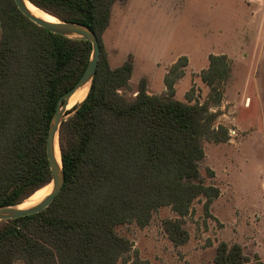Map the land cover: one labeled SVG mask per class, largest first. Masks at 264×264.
I'll return each instance as SVG.
<instances>
[{"label":"trees","instance_id":"trees-1","mask_svg":"<svg viewBox=\"0 0 264 264\" xmlns=\"http://www.w3.org/2000/svg\"><path fill=\"white\" fill-rule=\"evenodd\" d=\"M30 1L93 29L101 54L88 96L60 126L62 189L42 211L0 221V264L128 261L133 242L117 227L133 221L144 227L164 206L176 215L163 220L165 233L176 246L185 244L194 202L204 198L208 210L219 196L203 178L200 161L205 141L229 139L213 110L230 74L228 57L209 55L201 72L210 88L204 102L191 91L185 100L175 97L185 55L165 75L166 92L149 93L142 77L137 94L128 97L121 90L132 77L133 56L112 67L102 40L114 4L127 0ZM91 55L89 40L51 32L26 17L14 0H0V206L20 204L51 182L49 123L58 99L74 87ZM249 261L240 243L217 246L215 264ZM132 264L148 262L134 252Z\"/></svg>","mask_w":264,"mask_h":264},{"label":"rangeland","instance_id":"rangeland-1","mask_svg":"<svg viewBox=\"0 0 264 264\" xmlns=\"http://www.w3.org/2000/svg\"><path fill=\"white\" fill-rule=\"evenodd\" d=\"M250 18L251 39L239 45L234 38L247 31ZM102 40L112 67L129 54L137 56L131 82L121 90L128 97L137 94L142 77L148 89L145 73L153 76L154 85L165 83L160 77L164 67L168 73L178 55L188 54L175 82L176 97L185 100L191 91L204 102L210 92L201 79L209 65L206 54L222 52L230 62L222 101L213 107L219 111L216 123L229 129V139L205 141L200 161L203 178L219 189V196L208 210L204 198L194 202L186 217L190 238L179 246L162 226L176 216L169 206L155 211L144 227L134 221L119 225L118 232L133 248L131 259L117 264H132L134 252L148 264H215L221 241L240 243L250 259L245 264L264 263V0H129L122 13L115 4Z\"/></svg>","mask_w":264,"mask_h":264},{"label":"water","instance_id":"water-1","mask_svg":"<svg viewBox=\"0 0 264 264\" xmlns=\"http://www.w3.org/2000/svg\"><path fill=\"white\" fill-rule=\"evenodd\" d=\"M14 1L18 9L26 17H28L34 23L48 29L49 31L72 38H83L89 40L92 44V55L83 75L74 85V87L68 92L64 93L58 99L55 112L49 123L47 140H46V152L52 172V179L50 182V184H52V189L50 193L46 197H44L41 201L29 207L21 208L19 205L22 203L17 205L0 206V221L40 212L46 207H48L50 203L54 200L56 195L61 191L65 181V173L62 168L61 149L59 143L60 126L65 119H67L70 115L74 114V112L78 109V107L88 96L93 79L96 74L98 60L101 54V44L99 38L95 33V31L90 27L75 22L63 21L58 17L54 16L53 14L48 13L47 11L39 8L30 0H28L37 8L41 9L42 11L56 18V20L54 21H49L47 19L35 15L27 6L26 3L27 0H14ZM87 84L89 85V89L85 98L79 101L78 103H76L70 110H67V105L70 97L78 89H80L81 87ZM57 147L60 153V159L57 156V152H56Z\"/></svg>","mask_w":264,"mask_h":264},{"label":"bare ground","instance_id":"bare-ground-1","mask_svg":"<svg viewBox=\"0 0 264 264\" xmlns=\"http://www.w3.org/2000/svg\"><path fill=\"white\" fill-rule=\"evenodd\" d=\"M27 6L29 7V9L37 16L42 17L44 19H47L49 21H54L56 20L55 17H53L52 15L42 11L41 9L37 8L35 5H33L32 3H30L28 0L26 1ZM89 89V85H85L83 87H81L80 89H78L69 99L68 105H67V110H70L76 103H78L79 101L83 100L85 98V96L87 95ZM71 106V107H69ZM57 152V156L60 159V153L58 150V147L56 149ZM52 189V184H48L45 185L44 187L38 189L37 191H35V193H33L30 197H28L26 200H24L22 202V204H20L19 206L21 208L24 207H29L32 206L36 203H38L39 201H41L44 197H46L50 191Z\"/></svg>","mask_w":264,"mask_h":264},{"label":"crops","instance_id":"crops-1","mask_svg":"<svg viewBox=\"0 0 264 264\" xmlns=\"http://www.w3.org/2000/svg\"><path fill=\"white\" fill-rule=\"evenodd\" d=\"M127 1H129V0H127ZM127 1H125V2H116L115 4H117V6H118V10L119 11H121V13H122V8L124 7V5H125V3L127 2ZM251 1V0H250ZM115 4H114V6H115ZM114 6H113V11H112V16H113V14H114ZM250 9V8H249ZM250 12V11H249ZM117 14H118V12H117ZM112 16H111V19H112ZM110 24H111V21H110ZM110 26V25H109ZM246 27L248 28L247 29V31H245L243 34H239V36L237 37V38H234V39H237V42H238V44L239 45H244L246 42H247V40L249 41L250 39H251V32H252V27H251V18H250V24H248V25H245L244 26V29H246ZM109 28V27H108ZM107 28V29H108ZM106 29V30H107ZM105 30V31H106ZM105 33V32H104ZM103 33V34H104ZM103 36V35H102ZM210 54H215V55H220V54H225V53H213V52H208L207 54H206V56L207 55H210ZM133 57H135L134 58V69H133V74H134V71H135V69L137 68V56L135 55V54H131ZM182 55H185L186 57H187V55L188 54H180V55H178L177 57H180V56H182ZM226 55V54H225ZM175 60H173V61H171V63H173ZM123 62V61H122ZM118 66V65H117ZM166 73H167V69H166V67H164V70L161 72V74H160V77H165V75H166ZM132 74V75H133ZM144 76H146L147 78H148V92L149 93H154V94H161V93H163L164 91H166L167 90V86H166V84L162 81V83H155V85L153 84V76L151 75V74H148V73H145L144 74ZM130 82H131V79H130ZM174 88H175V97H176V95H177V84L175 83L174 84ZM150 89H151V91H150ZM177 98V97H176ZM179 99V98H178ZM181 100V99H180Z\"/></svg>","mask_w":264,"mask_h":264},{"label":"built area","instance_id":"built-area-1","mask_svg":"<svg viewBox=\"0 0 264 264\" xmlns=\"http://www.w3.org/2000/svg\"><path fill=\"white\" fill-rule=\"evenodd\" d=\"M217 122V121H216ZM217 124V123H216ZM229 130V129H228ZM235 131L231 130V133L233 134Z\"/></svg>","mask_w":264,"mask_h":264}]
</instances>
